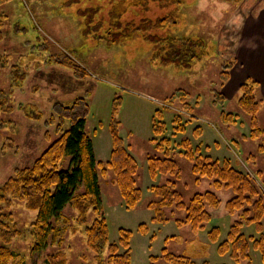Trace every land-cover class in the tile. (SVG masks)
I'll list each match as a JSON object with an SVG mask.
<instances>
[{"label": "rangeland", "instance_id": "rangeland-1", "mask_svg": "<svg viewBox=\"0 0 264 264\" xmlns=\"http://www.w3.org/2000/svg\"><path fill=\"white\" fill-rule=\"evenodd\" d=\"M219 1L199 0L198 8L187 5L184 9L179 23L180 32L193 33L194 37L206 42L203 57L187 69L165 66L157 57H151L150 45L141 38L123 47H106L93 33L85 32L84 15L79 10L86 7L89 3L87 0L77 3L73 0H18L0 6V14L9 17V21L6 20V36L0 42V53L7 58L5 65H0V89L8 94L13 72L21 69L25 75L23 86L8 97L7 109H0V185L13 174L14 169L30 166L38 158L48 145L45 133L51 139L55 138L53 127L45 125L53 105L66 104L81 96L88 103L86 132L91 136L96 160H109L115 131L117 140L138 165L137 186L142 190V196L140 203L132 210L123 207L117 189L106 183L112 177L110 171L107 179H100L109 240L117 241L119 228L132 232L131 263L149 264L151 255L156 256L166 248L173 253L192 257L197 264L205 260L208 264H245L233 262L228 254H219L217 245L209 242L206 236L211 226L216 225L220 228V239L226 238L235 217L228 215L224 209L225 202L232 197L230 190L215 191L221 203L212 211L210 224L195 235L189 227H179L174 223L175 219L183 216V212L167 211L171 215L169 221L159 224L151 221L152 211L146 207L153 199L147 186L161 184L168 177L152 176L148 169L147 157L156 154L155 141H151L157 139L152 131V117L156 109L162 110L166 97L176 89L189 93L196 119L188 124L185 134L172 138L178 141L187 136L194 145L197 139L192 136V130L200 126L198 139L213 159L228 158L235 168L249 173L262 170L264 180V155L257 153L258 141L241 137L248 132V117L240 115L244 124L233 126H227L219 119L221 110L238 111L236 99L239 94L238 89L232 88L225 101L224 85L220 89L218 86L223 67L232 66L228 61L229 53L218 51V44L222 50L226 46L222 38L219 39L220 43L216 41L222 13ZM228 35V31L224 30L223 38L227 41ZM63 50L78 61L88 75L76 78L71 70L62 67ZM217 90L225 101L222 105L218 102L213 104L212 94ZM175 106L178 108V105ZM33 108L42 115L39 121L31 120L26 115L34 113ZM172 114L171 111L163 113L165 136L169 138ZM185 119L188 120L186 116ZM258 120L263 126L264 102L260 105ZM114 122L117 124L116 130ZM231 139L239 143L237 149L241 150L240 154L236 148L230 149L227 143ZM249 156L255 159L248 161L252 163L246 166L243 162ZM175 159L182 176L178 187L185 200L194 192L213 190L209 185L210 180L206 178L201 179L199 184L193 182L187 160L179 156ZM169 210L171 212L173 208ZM67 212L69 214L71 211ZM36 213L26 209L23 203H15L13 207L18 228L34 221ZM140 224L144 225L141 229ZM262 224L264 235V218ZM242 233L259 237L253 226L244 227ZM13 247L25 256L26 264H43L44 255L30 254L28 240L16 239ZM61 249L66 252L70 264H94L79 234L67 235ZM250 256L251 264H264L258 252L251 251ZM155 264L166 263L157 261Z\"/></svg>", "mask_w": 264, "mask_h": 264}, {"label": "trees", "instance_id": "trees-1", "mask_svg": "<svg viewBox=\"0 0 264 264\" xmlns=\"http://www.w3.org/2000/svg\"><path fill=\"white\" fill-rule=\"evenodd\" d=\"M16 1L18 0H0V6ZM87 1L89 3L86 7L79 10L84 15L85 32L93 33L106 47H123L141 38L150 45L151 57H157L165 66L186 69L203 57L202 50L206 42L194 37L193 33L185 34L179 30L184 9L187 5L195 7L197 0ZM6 20L9 21V17L0 14V42L7 33ZM63 53V60L60 62L62 67L71 70L76 78L88 75L78 61L66 51L63 50ZM5 62V54L0 53V65H5ZM229 68L226 65L219 74V89L229 78ZM18 71L11 75L8 94L0 89V109H7L5 105L8 97L23 86L25 75L21 69ZM257 88L258 83L253 79L241 83L236 99L238 111L221 110L219 119L227 126H233L237 123L244 124L240 115L248 117V132L241 137L244 140L258 141L257 153L264 155V124L260 125L258 120L260 105L264 101L257 98ZM212 97L213 104L224 103L219 90ZM189 98L188 92L176 89L166 97L162 110L156 109L152 117V131L157 139L151 141H155L156 154L147 157L148 169L152 176L158 174L168 177L163 183L147 188L153 197L146 204L152 211L151 221L164 224L171 217L168 213H173L174 210L183 212V216L175 219L174 223L179 227H189L195 235L210 224L212 211L221 203L215 191L230 190L232 197L225 202L224 209L228 215L235 217L226 238L220 239V228L213 225L206 233L207 240L217 245L219 254H228L235 263L251 264V251L258 252L264 263L263 172L258 170L249 173L237 169L228 158L213 159L208 151L205 152L206 146H202V141L198 139L201 135L200 126L192 130V136L197 139L196 144L193 145L187 136L174 140L172 137L185 134L188 124L196 119ZM163 110L173 112L170 122L171 138L165 136ZM33 112L26 115L31 120L39 121L41 113L34 108ZM87 115L88 103L84 97H76L66 104L55 103L45 121L46 126L53 127L55 138L51 139L45 133L48 145L38 158L30 166L14 169L13 174L0 185V264H26L25 256L13 247L16 239L28 240L30 254L44 255L43 264H70L61 246L67 235L76 234L82 236L94 264H132V232L119 228L117 241L109 240L108 224L102 208L100 179H107L110 171L112 177L106 183L109 182L117 189L123 207L132 210L140 203L142 196V190L137 186L138 165L120 140H117L115 131L109 160H96L91 136L86 132ZM184 116L188 120H184ZM113 125L116 130L117 124L114 122ZM227 144L231 150L236 148L241 153L235 139ZM177 156L190 163L195 184L206 178L210 180L209 185L213 190L194 192L185 200L178 187L182 176L175 159ZM247 158L243 162L246 166L252 163L248 161L255 159L253 156ZM15 203H23L26 209L37 212L35 220L26 227L18 228L13 214ZM171 208L173 210L170 212ZM67 210L71 212L68 214ZM236 212L239 214L236 215ZM139 226L141 229L144 225ZM250 226L259 235L258 238L242 233L244 227ZM48 249L52 251L47 252ZM149 260V264L157 261L166 264H197L192 257L173 253L166 248L156 256L151 255ZM202 264L208 263L205 260Z\"/></svg>", "mask_w": 264, "mask_h": 264}, {"label": "crops", "instance_id": "crops-1", "mask_svg": "<svg viewBox=\"0 0 264 264\" xmlns=\"http://www.w3.org/2000/svg\"><path fill=\"white\" fill-rule=\"evenodd\" d=\"M218 3L222 13L216 41L218 44L222 38L226 45H222V50L218 44V51H227L228 61L232 64L229 78L223 86L225 101L228 91L232 88L237 90L247 79L258 83L256 95L264 101V0H220ZM224 30L229 33V41L223 38Z\"/></svg>", "mask_w": 264, "mask_h": 264}]
</instances>
